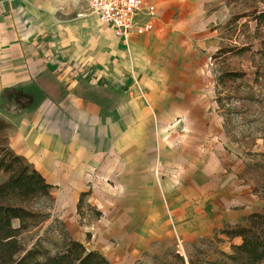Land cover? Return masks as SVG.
I'll return each mask as SVG.
<instances>
[{"label": "crops", "instance_id": "0c3cea01", "mask_svg": "<svg viewBox=\"0 0 264 264\" xmlns=\"http://www.w3.org/2000/svg\"><path fill=\"white\" fill-rule=\"evenodd\" d=\"M80 2L0 0L8 146L52 186L71 239L110 264H152L180 240L244 224L263 204L240 177L210 62L230 5L144 0L154 29L125 39ZM87 192L102 216L81 221Z\"/></svg>", "mask_w": 264, "mask_h": 264}, {"label": "trees", "instance_id": "16d2710c", "mask_svg": "<svg viewBox=\"0 0 264 264\" xmlns=\"http://www.w3.org/2000/svg\"><path fill=\"white\" fill-rule=\"evenodd\" d=\"M255 2L254 0H228L227 3ZM251 11L236 14L228 22V25H237L238 20L243 17L254 16L257 24L264 23V13L251 5ZM249 51L247 47H220L212 60L218 62L232 54L244 55ZM264 60V40L258 51ZM243 73L224 70L216 77V87L233 84L242 79ZM256 77V83L259 79ZM218 104L220 99L216 98ZM9 125L0 118V264H110L105 256L97 251L88 250L86 246L77 240H72L65 225L52 215L54 204L51 195L52 186L40 175L32 165L23 157L18 156L8 146L7 131ZM264 158V154H261ZM264 160L255 162L252 166L245 165L244 172L256 173L252 176L254 191H260L264 204ZM89 192L82 193L76 206L80 220L89 214L93 219H99L102 214L95 207L87 204ZM244 224L225 226L217 232L218 235L226 237L229 241L240 239L239 245H231V254L227 258L233 264H260L264 261V206L257 212L245 217ZM51 222L52 234L57 239L49 237H38L34 242L25 244L22 239L31 230ZM16 223V224H15ZM216 234V235H217ZM217 237V236H216ZM157 264H194L191 259L185 261L178 254L172 256V260L159 262Z\"/></svg>", "mask_w": 264, "mask_h": 264}, {"label": "rangeland", "instance_id": "374dc122", "mask_svg": "<svg viewBox=\"0 0 264 264\" xmlns=\"http://www.w3.org/2000/svg\"><path fill=\"white\" fill-rule=\"evenodd\" d=\"M228 5V0H223ZM255 2L230 3V18L225 25L221 26L219 30L220 47H247L249 51L244 55L232 54L231 56L220 60L218 62H211V69L214 70V78L224 70L237 71L243 73L242 79L237 80L233 84H226L225 86L216 87L215 97L220 99L218 106V114L222 120V127L226 133L228 142L232 144L237 159H240L244 165L252 166L255 162H262L264 158V60L259 55L261 48V41L264 40V23L257 24L253 20V15L243 17L238 20L237 25H228L229 21L236 14L248 13L252 6L259 12L264 13V0H254ZM247 5L248 8L245 7ZM80 6L86 8V0H81ZM219 50V49H218ZM259 77L256 83V77ZM216 84V82H215ZM243 171L240 173L243 174ZM257 173V172H256ZM255 173V174H256ZM259 173H264L260 170ZM240 177L251 185L253 182L251 178L254 173ZM2 176H0V181ZM254 189V188H253ZM259 198L257 207L263 204L260 191L255 192ZM256 197V198H257ZM264 206V204H263ZM52 210V209H51ZM52 215L55 216L52 210ZM56 217V216H55ZM16 224V223H15ZM51 222H44L43 225L31 230L28 234L23 236L22 241L28 243L34 242L38 237H51L56 240L57 237L52 234ZM48 232L49 236L46 234ZM210 239H199L191 245L184 247L180 240L179 244H174V248H167L159 257H154L148 261L152 264L172 260V256L177 254L175 252L180 247L183 249L185 261L191 259L194 264H233L227 255L232 253L231 245H239L241 241H229L226 237L216 235ZM217 236V237H216ZM260 264H264V261Z\"/></svg>", "mask_w": 264, "mask_h": 264}, {"label": "built area", "instance_id": "2783aa9c", "mask_svg": "<svg viewBox=\"0 0 264 264\" xmlns=\"http://www.w3.org/2000/svg\"><path fill=\"white\" fill-rule=\"evenodd\" d=\"M88 12L100 23L113 29L117 37L125 39L131 32L138 35L151 32L157 16L156 8L146 5L144 0H88ZM140 14L143 18L138 21ZM175 252L179 256L184 255L181 247Z\"/></svg>", "mask_w": 264, "mask_h": 264}]
</instances>
